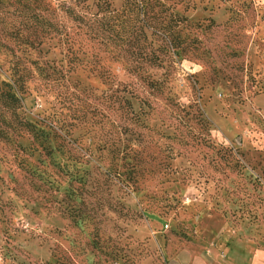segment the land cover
<instances>
[{
    "label": "rangeland",
    "instance_id": "1",
    "mask_svg": "<svg viewBox=\"0 0 264 264\" xmlns=\"http://www.w3.org/2000/svg\"><path fill=\"white\" fill-rule=\"evenodd\" d=\"M98 1L0 0V264L264 254V0Z\"/></svg>",
    "mask_w": 264,
    "mask_h": 264
},
{
    "label": "trees",
    "instance_id": "2",
    "mask_svg": "<svg viewBox=\"0 0 264 264\" xmlns=\"http://www.w3.org/2000/svg\"><path fill=\"white\" fill-rule=\"evenodd\" d=\"M85 1L86 0H74V4L81 5L82 7H86L87 4H85ZM149 4H150L149 0H124V5L128 6L130 8L136 7L139 9V8H142V6H144V5L147 7ZM109 6H110V4L106 0H99L96 3V8H97L98 12L107 11L109 9ZM66 11H68V13H70V14H73L75 19L80 18L81 20H83L82 16L77 15L73 8L68 7ZM113 17L114 16H111V18H113ZM113 19H115V18H113ZM95 20H98V19H95ZM100 20H102V19L100 18ZM108 23L109 22H106L105 24H108ZM112 27H113V23H112V25H109L108 28L105 26L106 31H104V32H96L95 31L94 33H92L91 36L96 38V39L99 38L102 41H105L108 39H111L112 41H114L117 38V34L114 33ZM15 33H18V32H15ZM15 63H16L15 64L16 66L13 67L12 70H13L14 74H17L18 78L21 79L22 76L19 75V74H21V73H19L21 71L20 66H19V64H17V61H15Z\"/></svg>",
    "mask_w": 264,
    "mask_h": 264
},
{
    "label": "crops",
    "instance_id": "3",
    "mask_svg": "<svg viewBox=\"0 0 264 264\" xmlns=\"http://www.w3.org/2000/svg\"><path fill=\"white\" fill-rule=\"evenodd\" d=\"M242 264H264V254L250 255L243 259Z\"/></svg>",
    "mask_w": 264,
    "mask_h": 264
}]
</instances>
